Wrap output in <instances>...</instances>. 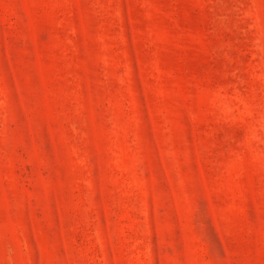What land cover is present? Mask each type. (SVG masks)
Listing matches in <instances>:
<instances>
[{"label": "rangeland", "instance_id": "obj_1", "mask_svg": "<svg viewBox=\"0 0 264 264\" xmlns=\"http://www.w3.org/2000/svg\"><path fill=\"white\" fill-rule=\"evenodd\" d=\"M0 264H264V0H0Z\"/></svg>", "mask_w": 264, "mask_h": 264}]
</instances>
